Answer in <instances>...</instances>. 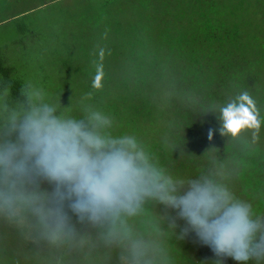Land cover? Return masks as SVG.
<instances>
[{
  "label": "clouds",
  "instance_id": "9594fccd",
  "mask_svg": "<svg viewBox=\"0 0 264 264\" xmlns=\"http://www.w3.org/2000/svg\"><path fill=\"white\" fill-rule=\"evenodd\" d=\"M103 77L98 63L91 86ZM19 94L0 86V221L36 245L26 257L34 264H177L170 241L188 229L177 234L157 205L177 210L218 257L264 264V213L235 193L218 158L181 175L137 134L117 133L102 109L73 114L31 81ZM201 107L237 142L264 124L246 90ZM177 144L166 139L165 150Z\"/></svg>",
  "mask_w": 264,
  "mask_h": 264
},
{
  "label": "trees",
  "instance_id": "16d2710c",
  "mask_svg": "<svg viewBox=\"0 0 264 264\" xmlns=\"http://www.w3.org/2000/svg\"><path fill=\"white\" fill-rule=\"evenodd\" d=\"M102 2L118 14L111 17L115 29L106 35L112 40L99 29L105 18L100 23L91 20L94 49H85L82 40L69 44V69L87 71L88 65L91 73L87 87L79 86V95L69 93V102L61 105H68L73 114H79L83 104L102 109L114 119L117 133L137 134L178 174L194 175L209 155L218 158L230 183L242 186L241 199L264 213V124L242 134L246 143L237 142L220 131L216 112H202L201 107L246 90L264 117V0ZM31 40L39 44L45 38L34 35ZM46 52L39 49L20 64L0 55V86H9L12 96L19 97L26 81L34 83L35 78L37 85L41 76L44 83L53 81L42 73L48 66L42 63ZM56 52L61 55L60 49ZM98 63L104 72L99 90L91 86ZM44 86L38 87L49 90ZM166 139L178 143L173 152L165 150ZM42 187L51 186L44 181ZM156 211L175 221V231L181 228L184 219L177 210L157 205ZM34 247L0 221V264H34L26 258Z\"/></svg>",
  "mask_w": 264,
  "mask_h": 264
},
{
  "label": "rangeland",
  "instance_id": "374dc122",
  "mask_svg": "<svg viewBox=\"0 0 264 264\" xmlns=\"http://www.w3.org/2000/svg\"><path fill=\"white\" fill-rule=\"evenodd\" d=\"M102 1L104 0H0V55L14 64H20L27 62L26 59L31 57L32 53H38L39 49L47 51L42 57V63L47 65L48 62V66L43 65L42 73L53 76V81L44 83L41 76L37 85H46L49 90L45 91L50 97L67 104L69 93L79 95V86L87 87L91 73V69H87L88 65L84 66L87 71L74 72L69 69V44L74 46L82 40L86 44L85 49H94L95 46L90 41L95 37L90 29L93 24L91 20L100 23V20L105 18L108 20L104 24L101 23L99 29L105 34L103 37L112 40L106 35L112 33L109 28L113 27L111 23L114 19L111 17L117 12L112 5ZM34 35L38 38L41 35L45 40L38 41L39 44L35 43L31 40ZM57 49L61 50L59 56L56 55ZM28 51H31V54ZM34 63L37 64V61ZM21 71L33 70L20 69V73ZM33 79L35 83L36 79ZM56 91L62 92L63 98L57 96ZM87 99L91 100L89 97ZM231 186L242 198V186L235 183ZM185 229L188 230L181 238L174 237L170 241L177 264H214L217 259L221 260L222 264H239L231 257H218L213 248L188 227L185 220L176 233L179 234Z\"/></svg>",
  "mask_w": 264,
  "mask_h": 264
}]
</instances>
